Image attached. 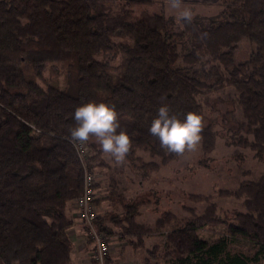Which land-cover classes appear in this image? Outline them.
<instances>
[{"label":"trees","instance_id":"1","mask_svg":"<svg viewBox=\"0 0 264 264\" xmlns=\"http://www.w3.org/2000/svg\"><path fill=\"white\" fill-rule=\"evenodd\" d=\"M145 2L153 3L0 0V264L69 263L68 204L81 193L84 174L69 130L82 102L115 104L120 126L131 137L127 157L142 150L164 164L179 154L162 148L148 131L161 104L175 113L199 112V143L209 151L216 132L203 105L208 106V94L230 86L241 112L240 118L230 110L222 115L233 125L231 143L264 160V0H226L222 18L194 15L191 23L161 11L136 15L131 7ZM241 39L253 49L235 61ZM47 65L51 78L42 86L37 81ZM87 145L91 169L98 151ZM230 193L243 199L244 210L225 221L223 234L210 241L198 235L205 225L218 223L210 205L166 234L163 260L264 259V175L241 181ZM108 199L125 210L118 221L121 235L141 242L148 228L134 220L117 191ZM234 243L249 252H230Z\"/></svg>","mask_w":264,"mask_h":264},{"label":"rangeland","instance_id":"2","mask_svg":"<svg viewBox=\"0 0 264 264\" xmlns=\"http://www.w3.org/2000/svg\"><path fill=\"white\" fill-rule=\"evenodd\" d=\"M131 7L136 15L143 17L162 12L167 16L179 18L178 10L170 7V0H151ZM226 0H182V7L192 10V16L200 19L219 18V12ZM149 4V5H148ZM253 44L241 39L234 52L235 61H243L252 51ZM50 77L49 65L46 66L40 85ZM61 78V77H60ZM235 91L230 86L208 94V106L203 105L206 119L212 122L216 132L212 149L205 151L200 143L193 150H185L175 159L161 163L148 152L137 150L121 164H117L107 153H104L95 138L87 143L98 151L95 167L90 169L94 175L97 188V219L93 224L96 232L103 234L109 244L112 264H168L163 260L166 234L181 226L192 214L200 215L210 205L215 206L218 223L207 224L199 229L198 235L206 240H213L225 231V221H229L235 211L244 210L242 198L231 194L241 181L253 180L264 175V160L254 152L241 145L231 143L230 122L222 119L224 112L233 111L240 118V109L233 104ZM233 126V125H232ZM89 147V146H88ZM89 149V148H88ZM91 152V150L89 149ZM116 183V185L114 184ZM115 190L133 212L134 220L147 232L141 242L135 236L121 235L118 221L124 217L125 210L117 201L108 199ZM109 194V197L107 198ZM74 209V201L69 202ZM77 220V219H76ZM85 238V243L92 246L87 239V227L78 221ZM124 236V237H121ZM246 245L234 243L228 247L230 252H249ZM155 252L153 259L150 252ZM150 253V254H149ZM112 257V258H111ZM256 264H264V259Z\"/></svg>","mask_w":264,"mask_h":264},{"label":"clouds","instance_id":"3","mask_svg":"<svg viewBox=\"0 0 264 264\" xmlns=\"http://www.w3.org/2000/svg\"><path fill=\"white\" fill-rule=\"evenodd\" d=\"M170 7L178 10L181 21L191 23L192 10L182 7V0H170ZM74 125L70 128L73 141L81 144L95 138L100 149L117 164L123 163L131 148L129 133L121 128L115 104L88 100L77 105L72 113ZM202 116L189 110L175 113L167 104H161L149 125V133L170 153L182 154L193 150L201 141Z\"/></svg>","mask_w":264,"mask_h":264},{"label":"built area","instance_id":"4","mask_svg":"<svg viewBox=\"0 0 264 264\" xmlns=\"http://www.w3.org/2000/svg\"><path fill=\"white\" fill-rule=\"evenodd\" d=\"M73 146L77 152V156L83 167V183L81 193L73 199L74 201V217L84 223L87 227L85 235L87 239L92 240L93 252L88 258L89 264H112L108 259L110 256V248L104 235L96 232L93 225L97 219L96 198L97 186L94 175L87 166L86 161L89 160L91 152L86 144L73 141ZM89 148V149H88Z\"/></svg>","mask_w":264,"mask_h":264},{"label":"crops","instance_id":"5","mask_svg":"<svg viewBox=\"0 0 264 264\" xmlns=\"http://www.w3.org/2000/svg\"><path fill=\"white\" fill-rule=\"evenodd\" d=\"M68 216L72 222L68 229V237L71 241L70 261L68 264H89L88 258L93 252L92 246L85 243L83 230L78 220L73 216L71 208L68 210Z\"/></svg>","mask_w":264,"mask_h":264}]
</instances>
